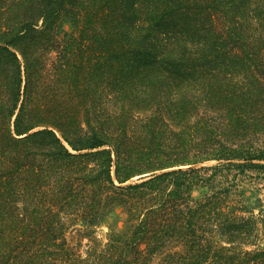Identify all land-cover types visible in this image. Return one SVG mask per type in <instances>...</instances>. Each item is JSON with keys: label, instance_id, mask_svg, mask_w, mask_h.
<instances>
[{"label": "trees", "instance_id": "trees-1", "mask_svg": "<svg viewBox=\"0 0 264 264\" xmlns=\"http://www.w3.org/2000/svg\"><path fill=\"white\" fill-rule=\"evenodd\" d=\"M260 182L264 0H0V264H264Z\"/></svg>", "mask_w": 264, "mask_h": 264}, {"label": "rangeland", "instance_id": "rangeland-1", "mask_svg": "<svg viewBox=\"0 0 264 264\" xmlns=\"http://www.w3.org/2000/svg\"><path fill=\"white\" fill-rule=\"evenodd\" d=\"M64 30H69L70 25L69 22H65L63 24ZM213 161L205 162L206 164H211ZM198 191H194L193 195L197 196ZM251 194L247 191L246 195ZM247 210L249 213L254 215L258 218L259 222V232H260V245H264V185L262 183H259V190H257V193H252L251 198L248 200V206ZM124 213L117 209L115 212L111 213L105 222L99 224L96 226L95 231L99 237L104 236L110 228H113L115 230H121L124 227Z\"/></svg>", "mask_w": 264, "mask_h": 264}]
</instances>
